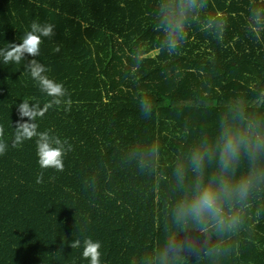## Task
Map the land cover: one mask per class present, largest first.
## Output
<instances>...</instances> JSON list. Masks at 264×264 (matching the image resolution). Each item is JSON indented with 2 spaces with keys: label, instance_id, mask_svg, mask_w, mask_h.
Returning <instances> with one entry per match:
<instances>
[{
  "label": "trees",
  "instance_id": "1",
  "mask_svg": "<svg viewBox=\"0 0 264 264\" xmlns=\"http://www.w3.org/2000/svg\"><path fill=\"white\" fill-rule=\"evenodd\" d=\"M33 22L53 35L5 63ZM0 50V264H90L86 239L100 264H264V0H0ZM17 122L62 171L38 136L13 147Z\"/></svg>",
  "mask_w": 264,
  "mask_h": 264
},
{
  "label": "clouds",
  "instance_id": "2",
  "mask_svg": "<svg viewBox=\"0 0 264 264\" xmlns=\"http://www.w3.org/2000/svg\"><path fill=\"white\" fill-rule=\"evenodd\" d=\"M53 35V25L45 24L41 26L40 24L33 22L31 25V31L27 32L23 37V42L21 44L8 45V51L4 54V62L14 61L19 63L24 55L28 53L30 56L39 55V46L42 43L41 37H47ZM59 51V49H56ZM2 51V50H0ZM28 70L34 80H37L41 90L46 92L49 96L60 97L64 95V87L60 83H56L49 79L47 76L42 75L46 71L43 65L39 64L36 60H31L27 65ZM48 107H51V103H48ZM20 112L22 116H28L30 119L35 120L37 116H43L46 108H40L39 105H35L34 109H29L28 102L25 100L20 105ZM37 125L23 123L19 124L17 122L16 135L13 141V147L21 143L24 139H31L34 136H38L37 143V155L39 157V164L41 167H54L57 170H63L62 162V150L59 147V140L57 139L55 143L57 146H53L48 138L47 132L37 133ZM3 127H0V136L3 135ZM5 146L0 144V153H3ZM236 151V146L234 142L229 139L226 142L224 152L227 155H232ZM42 178H38L37 182H41ZM216 194L209 188L205 187L198 195V197L188 206V211H190L194 216L200 217L204 213L216 214L218 208L216 206ZM85 248L83 251V256L85 258L90 257V264H100V252L101 247L99 242H93L91 239L85 240ZM80 244V241L76 240L70 244V247L76 248Z\"/></svg>",
  "mask_w": 264,
  "mask_h": 264
}]
</instances>
